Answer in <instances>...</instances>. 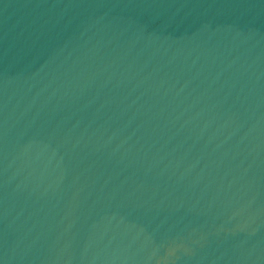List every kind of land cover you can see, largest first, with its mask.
I'll return each mask as SVG.
<instances>
[{"label":"water","instance_id":"obj_1","mask_svg":"<svg viewBox=\"0 0 264 264\" xmlns=\"http://www.w3.org/2000/svg\"><path fill=\"white\" fill-rule=\"evenodd\" d=\"M0 264H264V0H0Z\"/></svg>","mask_w":264,"mask_h":264}]
</instances>
